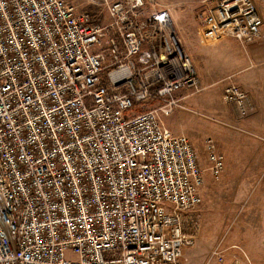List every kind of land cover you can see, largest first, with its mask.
I'll use <instances>...</instances> for the list:
<instances>
[{
  "label": "built area",
  "instance_id": "built-area-1",
  "mask_svg": "<svg viewBox=\"0 0 264 264\" xmlns=\"http://www.w3.org/2000/svg\"><path fill=\"white\" fill-rule=\"evenodd\" d=\"M102 3L105 24L68 0H0V264H181L194 243L204 169L162 120L199 88L192 56L155 0ZM263 23L254 0H218L200 38L245 47ZM223 98L247 114L239 85Z\"/></svg>",
  "mask_w": 264,
  "mask_h": 264
},
{
  "label": "rangeland",
  "instance_id": "rangeland-1",
  "mask_svg": "<svg viewBox=\"0 0 264 264\" xmlns=\"http://www.w3.org/2000/svg\"><path fill=\"white\" fill-rule=\"evenodd\" d=\"M68 1L102 24L109 21L102 0ZM217 1L155 0L157 7L171 11L176 31L195 63L206 58L208 48L219 42L204 43L200 38L203 16ZM254 1L264 19V0ZM202 61L210 74L208 59ZM250 71L260 79L254 91L261 99L259 106L249 107L246 115L225 102L224 80L214 87L201 80L199 88L175 93L182 106L172 107L170 114L162 116L173 134L189 139L205 175L202 203L184 220V230L193 236L194 243L184 249L181 264H264V63H255ZM192 99L196 100L194 106L189 102ZM160 104V100L151 99L129 114ZM211 143L224 157V167L218 174L211 169Z\"/></svg>",
  "mask_w": 264,
  "mask_h": 264
},
{
  "label": "crops",
  "instance_id": "crops-1",
  "mask_svg": "<svg viewBox=\"0 0 264 264\" xmlns=\"http://www.w3.org/2000/svg\"><path fill=\"white\" fill-rule=\"evenodd\" d=\"M219 42L217 45H215L216 43L213 46L211 45L212 47L208 48L209 51L205 52L207 56L204 59H208L206 66L212 71L210 74L207 73L206 68L203 66L202 60L204 59H200L196 63L193 61L200 82L202 80L204 85L210 84V87H214L221 80H224L226 82L224 88L229 83L234 82L248 93L249 107H253L254 104L258 107L261 98L255 95L254 86H259L256 81L260 79H255L249 70L254 68L255 63H264V23L261 35L255 41L249 43V45L247 44L248 46L246 48L232 37H228ZM214 53L215 55L212 56ZM189 102L193 106L196 104V100L194 99Z\"/></svg>",
  "mask_w": 264,
  "mask_h": 264
}]
</instances>
